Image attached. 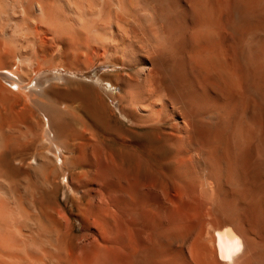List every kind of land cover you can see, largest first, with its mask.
<instances>
[{
  "label": "bare ground",
  "instance_id": "1",
  "mask_svg": "<svg viewBox=\"0 0 264 264\" xmlns=\"http://www.w3.org/2000/svg\"><path fill=\"white\" fill-rule=\"evenodd\" d=\"M0 264H264V0H0Z\"/></svg>",
  "mask_w": 264,
  "mask_h": 264
},
{
  "label": "rangeland",
  "instance_id": "2",
  "mask_svg": "<svg viewBox=\"0 0 264 264\" xmlns=\"http://www.w3.org/2000/svg\"><path fill=\"white\" fill-rule=\"evenodd\" d=\"M103 70H106V68H103V69L101 68L100 71L97 70V72H101ZM78 76H80V77H87V78H90V77H93L94 78L95 77V71L94 70L93 71H90L88 74H80V75L78 74Z\"/></svg>",
  "mask_w": 264,
  "mask_h": 264
}]
</instances>
